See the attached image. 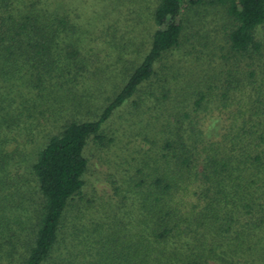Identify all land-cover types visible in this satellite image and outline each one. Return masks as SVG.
Returning <instances> with one entry per match:
<instances>
[{"label":"trees","instance_id":"trees-1","mask_svg":"<svg viewBox=\"0 0 264 264\" xmlns=\"http://www.w3.org/2000/svg\"><path fill=\"white\" fill-rule=\"evenodd\" d=\"M0 264H264V0H0Z\"/></svg>","mask_w":264,"mask_h":264},{"label":"rangeland","instance_id":"rangeland-1","mask_svg":"<svg viewBox=\"0 0 264 264\" xmlns=\"http://www.w3.org/2000/svg\"><path fill=\"white\" fill-rule=\"evenodd\" d=\"M94 161H95V163H98L97 158L94 159L92 161V163ZM92 163H91L90 172H89V174L86 177V180L88 181L87 193L90 195L91 198H95V199L100 200L103 197H106L105 192L107 194H110L111 192L106 188V186L103 184V182H98V180H101L102 179V175L100 173H96V170H99V169H96L95 167H92ZM103 169H105V167H103ZM115 231L117 232L118 230H115ZM98 232H99V235H98L99 237H102L104 235L103 234V231H101V229ZM117 235H118V232L116 233V235L111 234V233H108L106 235V237L108 239H110V238H116ZM96 239L99 240L100 238H97L96 237ZM89 240H90V238H89Z\"/></svg>","mask_w":264,"mask_h":264}]
</instances>
